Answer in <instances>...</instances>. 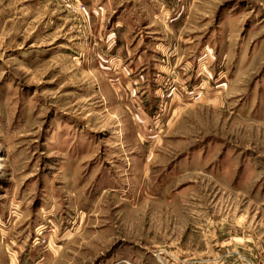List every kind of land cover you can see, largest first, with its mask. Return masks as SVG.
I'll list each match as a JSON object with an SVG mask.
<instances>
[{
    "label": "rangeland",
    "instance_id": "1",
    "mask_svg": "<svg viewBox=\"0 0 264 264\" xmlns=\"http://www.w3.org/2000/svg\"><path fill=\"white\" fill-rule=\"evenodd\" d=\"M153 2L0 0V264H264V0Z\"/></svg>",
    "mask_w": 264,
    "mask_h": 264
},
{
    "label": "crops",
    "instance_id": "2",
    "mask_svg": "<svg viewBox=\"0 0 264 264\" xmlns=\"http://www.w3.org/2000/svg\"><path fill=\"white\" fill-rule=\"evenodd\" d=\"M157 2H161V0H154V2L151 4V8H154V10H155V8H156V6H157ZM152 12V11H151ZM152 15H153V17H156V19L158 18V17H161V13L159 12V11H155V12H152ZM150 33H153V31H150ZM153 35H156V34H154L153 33ZM157 43V42H156ZM169 44H166V43H162V42H160V43H157V48L158 49H160V48H164L165 46H168ZM167 51L169 50V52H171L172 54L171 55H174V53L175 52H177L176 51V49L175 48H173L172 46H170L169 45V47H168V49H166ZM191 63L192 62H187V64L185 65L186 67H189V66H191ZM127 70H125L123 73L125 74V73H127L126 72ZM145 77L147 76V74H143ZM158 75V73L156 74V76ZM140 82V81H139Z\"/></svg>",
    "mask_w": 264,
    "mask_h": 264
}]
</instances>
